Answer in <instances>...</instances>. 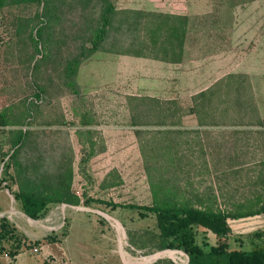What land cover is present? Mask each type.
<instances>
[{
  "label": "rangeland",
  "instance_id": "obj_1",
  "mask_svg": "<svg viewBox=\"0 0 264 264\" xmlns=\"http://www.w3.org/2000/svg\"><path fill=\"white\" fill-rule=\"evenodd\" d=\"M112 2L127 12L104 50L79 63L75 84L94 0L0 7V217L23 241L14 257L4 242L0 264H186L183 251L155 248L153 214L105 202L221 211L229 248L264 234V0ZM158 9L185 16L186 59L175 41L154 45L150 29L164 18L146 11ZM124 48L182 64H128L107 51ZM22 191L56 201L30 221ZM195 230L206 250L219 239Z\"/></svg>",
  "mask_w": 264,
  "mask_h": 264
},
{
  "label": "trees",
  "instance_id": "obj_2",
  "mask_svg": "<svg viewBox=\"0 0 264 264\" xmlns=\"http://www.w3.org/2000/svg\"><path fill=\"white\" fill-rule=\"evenodd\" d=\"M41 1L42 0H0V7L13 2L32 3ZM136 11L129 12L136 13ZM119 12L127 11L118 10L112 0H94V38L89 41L90 46L87 48V53L76 58L73 62L75 69H73V73L71 72L70 76L73 84H75V71L84 57L91 55L93 52L95 53L99 50H104L103 44L108 38L109 29L113 24L114 18ZM146 13L158 18H164L163 20H158L159 22L153 27L154 30L150 29L152 34L158 35V38L156 37L153 42L154 45L157 43L160 45H170L175 41L178 43L181 52L185 34L184 22L181 20H183L185 16L153 11H146ZM169 18H174V22L175 19L180 20L178 21L179 25H176L177 23L175 24L174 22L170 23ZM35 31L37 39L40 41L43 37L42 29L36 28ZM148 48L149 44L144 42L141 43V47L138 49ZM107 51L136 56L143 55L142 52L131 49L129 50V48H124L118 51ZM162 52L166 53L167 49H164ZM24 138L25 133L20 131L18 134L19 142H22ZM14 196L20 202L21 209L24 212L22 215L30 221L43 216L48 209V204L56 201L49 196H38L34 193L23 191L15 193ZM99 201L104 202L101 200ZM105 203L112 208L119 206L135 209L142 217L153 214L156 218V225L158 228V233L151 235L156 240L155 248L181 250L188 257L187 264H264L263 232L255 231L253 233L250 241L251 247L249 249L229 248L226 237L230 231V226L226 214L221 211L202 210L187 205L175 206L169 204L139 205L134 203ZM196 226H202L216 234L219 237L217 243L210 245L207 250L201 247L196 241ZM10 240H12V245L14 246L11 250L7 251V254L14 257L19 253L23 245L22 238H20L15 228L9 223L6 217H0V252L4 249V242ZM130 241L132 244L137 245V242L133 237L130 238ZM35 243H38V241ZM44 264L50 263L46 261ZM153 264H174V262L170 259H158Z\"/></svg>",
  "mask_w": 264,
  "mask_h": 264
},
{
  "label": "crops",
  "instance_id": "obj_3",
  "mask_svg": "<svg viewBox=\"0 0 264 264\" xmlns=\"http://www.w3.org/2000/svg\"><path fill=\"white\" fill-rule=\"evenodd\" d=\"M158 11L162 12V13H168L167 11H169L170 13H174L173 11L171 10H166V9H158ZM176 15H182L183 14H176ZM259 43H262V40H259V41H256ZM99 53V51H97ZM96 52V53H97ZM181 53L183 54V57L184 59H186L187 57V53H188V42H187V39L186 41H184V38H183V44H182V49H181ZM108 55L112 54V53H107ZM94 55H97V54H94ZM124 56L127 57V60H128V64H130L131 62L132 63H135L136 61L138 63H140L139 61H141V59H145L146 61L150 62L151 65H156L158 67H162L163 66H167V65H170V64H182V61H167V60H164V59H161V58H154V57H143V56H136V55H130V54H124ZM109 68H111L109 66ZM126 69H129L127 66H125ZM95 68H94V72H95ZM98 70V69H97Z\"/></svg>",
  "mask_w": 264,
  "mask_h": 264
},
{
  "label": "bare ground",
  "instance_id": "obj_4",
  "mask_svg": "<svg viewBox=\"0 0 264 264\" xmlns=\"http://www.w3.org/2000/svg\"><path fill=\"white\" fill-rule=\"evenodd\" d=\"M54 215H55V211H54ZM169 255H172V252H169Z\"/></svg>",
  "mask_w": 264,
  "mask_h": 264
},
{
  "label": "water",
  "instance_id": "obj_5",
  "mask_svg": "<svg viewBox=\"0 0 264 264\" xmlns=\"http://www.w3.org/2000/svg\"><path fill=\"white\" fill-rule=\"evenodd\" d=\"M187 261H188V257H187ZM187 261H186V264H187Z\"/></svg>",
  "mask_w": 264,
  "mask_h": 264
}]
</instances>
